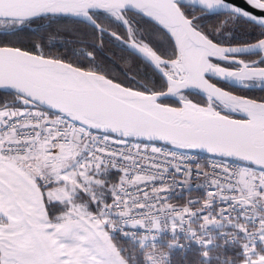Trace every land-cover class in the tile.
Masks as SVG:
<instances>
[{
	"label": "snow or ice",
	"instance_id": "obj_1",
	"mask_svg": "<svg viewBox=\"0 0 264 264\" xmlns=\"http://www.w3.org/2000/svg\"><path fill=\"white\" fill-rule=\"evenodd\" d=\"M69 19L0 42V264H264V0H0Z\"/></svg>",
	"mask_w": 264,
	"mask_h": 264
},
{
	"label": "trees",
	"instance_id": "obj_2",
	"mask_svg": "<svg viewBox=\"0 0 264 264\" xmlns=\"http://www.w3.org/2000/svg\"><path fill=\"white\" fill-rule=\"evenodd\" d=\"M217 21L215 19H205L204 23L211 26ZM113 30L122 31V29L112 26ZM75 25L72 21H37L36 24L31 27H26L22 31L18 32L15 36L0 37V42H10L16 46L23 48H31L34 43L45 44V51H51L53 54L67 53L71 54L74 49H79L84 46L75 42L74 37L70 35V30H74ZM247 31L244 26L238 29L237 35ZM91 51L92 49H87ZM111 57L112 60L120 61V49L116 47L115 43L110 42V38L105 39L104 48L101 53H98V58L106 59ZM169 103L173 101L169 100ZM182 255V254H181Z\"/></svg>",
	"mask_w": 264,
	"mask_h": 264
},
{
	"label": "built area",
	"instance_id": "obj_3",
	"mask_svg": "<svg viewBox=\"0 0 264 264\" xmlns=\"http://www.w3.org/2000/svg\"><path fill=\"white\" fill-rule=\"evenodd\" d=\"M205 156L207 155L206 153L204 154ZM203 162V161H202ZM198 183H202V180L197 179L196 177H193L192 180L190 181V184L192 185H196ZM183 196V197H188L191 196L193 198L198 197L200 195H202V190L196 189L193 187V190L191 192L185 191L184 193H177V196Z\"/></svg>",
	"mask_w": 264,
	"mask_h": 264
}]
</instances>
